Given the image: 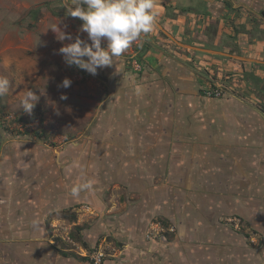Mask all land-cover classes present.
Instances as JSON below:
<instances>
[{
  "label": "crops",
  "instance_id": "1",
  "mask_svg": "<svg viewBox=\"0 0 264 264\" xmlns=\"http://www.w3.org/2000/svg\"><path fill=\"white\" fill-rule=\"evenodd\" d=\"M184 1L155 0L153 11L163 27L180 34L189 28L191 32L183 33L189 42H211L226 52L264 61V0H201L205 6L198 10ZM213 23L216 33L207 28ZM150 36L154 44H146L143 52L142 82L124 83L119 100L114 91L116 102H110L109 113L96 124L104 131L94 127L91 134L109 143L94 155V173L100 176L109 163L105 178L130 194L116 232L124 236V248L103 264H258V256L256 261H238L244 248L254 247L235 224L241 218L252 230L264 232L255 223L264 214V116L242 100L205 96L209 82L202 85L196 69L176 62L169 49L157 47L162 41ZM228 57L200 62L215 76L231 68L243 73L246 86L264 87V63ZM80 152L69 165L75 154L62 149L59 164L40 166L46 172L40 182L37 165L33 170L28 165L0 170V264H93L63 247L46 226L51 213L73 211L84 200ZM15 155L20 157L21 151ZM74 173L76 180L71 179ZM75 186L80 188L77 196L72 195ZM110 212L117 217L114 209ZM94 225L97 232H82L86 240L91 236V243L100 233Z\"/></svg>",
  "mask_w": 264,
  "mask_h": 264
},
{
  "label": "rangeland",
  "instance_id": "2",
  "mask_svg": "<svg viewBox=\"0 0 264 264\" xmlns=\"http://www.w3.org/2000/svg\"><path fill=\"white\" fill-rule=\"evenodd\" d=\"M189 2L196 10L205 6L201 0H188L185 4L188 5ZM71 3L72 0H0V76L10 80L9 94L0 98V170H4L6 166L10 165L14 167L28 165L29 169L33 170L37 165L39 172L35 174L38 176L37 180L42 181L46 172L40 166L59 164L56 159L62 149H69L70 154H75L74 157H69V165H71L70 161L76 158V151L80 150L78 166H85L84 200L73 211L51 213L46 220V226L51 236H55L54 238L63 247H68L86 257L96 251L103 252V260H107L113 258L115 253L124 248L125 238L116 232L120 230L119 215L124 212V205L130 194H125L122 187L110 183V180L105 178V173L110 171L109 163L106 162L104 165V175L101 173L99 176V173H94V170H97L92 166L94 163H91L95 158L94 155L100 149L107 148L109 143L99 141L94 136L91 137V134L94 127L99 124L101 117L109 113L107 106L110 102L113 101L112 105L116 102L114 101V91H118L119 100L125 92L124 83L142 82L140 66L146 64L143 52L147 51L146 44H154L150 42V35H154L156 41H162L161 46L157 47L162 48L163 51L169 49L173 57H176V62H182L190 71L196 69V72L201 75L202 85L205 86L209 82V85L203 88L207 97L242 100L254 105L258 112L264 116V87L262 89L258 87L262 85L261 83L258 86L256 84L257 89L251 88V83H247L248 86H246L243 73L231 68L222 70V76H215L218 74L204 68L203 64L205 63H201L200 58L206 57V60L212 62L214 59H224L223 55L209 54L206 51L199 52L179 45L167 36L157 24L152 30L155 34H152L151 31L143 35L121 57L115 60V65L98 70V74L95 76L75 66H68L62 55L58 54V49L74 42L77 30L82 24L79 18L66 16L65 7ZM215 24L207 25L212 33L217 32ZM58 25L60 27L67 25L66 30L73 34V40H58L57 34L53 31H57L59 38ZM164 27L175 37L178 36L179 41L186 44L225 51L220 45L215 46L211 42H206V45H197L185 40L183 33L191 32L189 28L184 29L185 31L180 34L179 30L174 31L173 29L172 31L168 27ZM201 29L203 28L198 29L197 32L200 37L204 36ZM81 38L86 39V34H81ZM197 40L202 41L199 37ZM205 40L203 41L205 42ZM101 46L107 47L105 42H102ZM140 56L143 57V62L139 59ZM215 63L214 66L219 65L218 62ZM216 68L219 70V67ZM158 77L166 83L169 82L163 76ZM64 78L72 80L70 87H59ZM215 81H220L219 84L224 88L220 96L208 93L210 89L214 88ZM29 90L34 91L39 97L30 114L21 107V101ZM62 97H66V99H62ZM96 129V131H104L102 126H98ZM18 150L21 151L20 157L15 155ZM25 153H30L31 156L24 155ZM103 153L104 150L99 152V154ZM73 165L75 166V163ZM13 175H17V172H14L10 177ZM91 175L97 176V178L91 181L89 180ZM71 179L76 180L75 173ZM2 191L5 193L7 190ZM5 195L6 193L1 194L4 197ZM6 197L11 199L9 196ZM1 203L3 204L4 201ZM1 208L2 205L0 214ZM112 209L118 214L115 218H112V212H110ZM263 210L264 205L262 204L261 211ZM107 218L114 222L109 224L105 221ZM51 222L53 226H50ZM165 223L167 224L166 221ZM238 223L240 224H235L239 227L238 231L242 234L245 233L248 239L250 238L248 243L254 247V250L244 248L240 255L241 259L238 261L245 262L250 258H254L256 261L258 256V264H264V232L252 230L248 226L249 224L241 218L238 219ZM255 223L264 229V214L261 218L256 219ZM94 224L100 227V233L97 234L95 242L91 243V236H88L86 240L83 233L85 231L91 234V230L97 232L95 228H91ZM107 226L111 227L110 235H108ZM251 236L255 237L254 240ZM88 260L92 262L90 257Z\"/></svg>",
  "mask_w": 264,
  "mask_h": 264
},
{
  "label": "clouds",
  "instance_id": "3",
  "mask_svg": "<svg viewBox=\"0 0 264 264\" xmlns=\"http://www.w3.org/2000/svg\"><path fill=\"white\" fill-rule=\"evenodd\" d=\"M154 8L155 0H72L71 5L65 7L66 16L79 18L82 24L74 42L62 46L58 54L62 55L66 65L95 76L98 70L115 65V60L133 43L153 30L156 23ZM59 25V38L57 31L52 29L57 39L73 40V34L66 30L67 25ZM81 34H86V39H82ZM102 42L107 47H102ZM71 84L70 78H64L59 87L68 88ZM9 92L10 80L0 76V98ZM38 99L37 94L29 90L21 101V107L30 114ZM79 191V187H74L72 195L77 196Z\"/></svg>",
  "mask_w": 264,
  "mask_h": 264
},
{
  "label": "water",
  "instance_id": "4",
  "mask_svg": "<svg viewBox=\"0 0 264 264\" xmlns=\"http://www.w3.org/2000/svg\"><path fill=\"white\" fill-rule=\"evenodd\" d=\"M155 24H157L158 27L165 34H167L171 39H173L177 44L182 45L184 47L192 48V49H195V50H202V51H206V52H209V53H215V54H220V55L231 56L233 58L242 59V60H245V61H255V62L264 63L263 60H258V59L251 58V57H246V56H241V55H237V54H232V53H229V52H226V51L208 49V48H203V47H199V46H194V45L186 44L184 42L179 41L173 34H171L170 32H168L157 19H156V23Z\"/></svg>",
  "mask_w": 264,
  "mask_h": 264
},
{
  "label": "built area",
  "instance_id": "5",
  "mask_svg": "<svg viewBox=\"0 0 264 264\" xmlns=\"http://www.w3.org/2000/svg\"><path fill=\"white\" fill-rule=\"evenodd\" d=\"M216 84V83H214ZM213 84V86H214ZM223 86L220 84H216L213 89H210L208 93L210 95H218L220 96L223 93ZM90 259L92 260L93 264H103L104 253L103 252H94L93 254H89Z\"/></svg>",
  "mask_w": 264,
  "mask_h": 264
},
{
  "label": "trees",
  "instance_id": "6",
  "mask_svg": "<svg viewBox=\"0 0 264 264\" xmlns=\"http://www.w3.org/2000/svg\"><path fill=\"white\" fill-rule=\"evenodd\" d=\"M264 13V12H263ZM144 48V47H143ZM147 48H149V45H147L146 47H145V49H147ZM38 135H39V133H38ZM68 252H66V254H67ZM82 258H84V259H89V257H86V256H82Z\"/></svg>",
  "mask_w": 264,
  "mask_h": 264
}]
</instances>
